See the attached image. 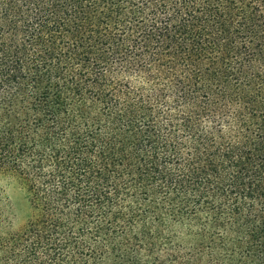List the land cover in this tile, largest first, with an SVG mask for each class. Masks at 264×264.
I'll return each instance as SVG.
<instances>
[{
  "label": "trees",
  "instance_id": "16d2710c",
  "mask_svg": "<svg viewBox=\"0 0 264 264\" xmlns=\"http://www.w3.org/2000/svg\"><path fill=\"white\" fill-rule=\"evenodd\" d=\"M0 176V264H264V0H0Z\"/></svg>",
  "mask_w": 264,
  "mask_h": 264
},
{
  "label": "rangeland",
  "instance_id": "374dc122",
  "mask_svg": "<svg viewBox=\"0 0 264 264\" xmlns=\"http://www.w3.org/2000/svg\"><path fill=\"white\" fill-rule=\"evenodd\" d=\"M31 208L28 196L13 178L0 176V218L4 222L8 220L9 229L12 232L20 231L26 224ZM2 223L0 221V228Z\"/></svg>",
  "mask_w": 264,
  "mask_h": 264
}]
</instances>
